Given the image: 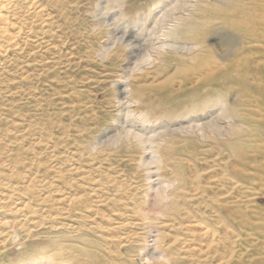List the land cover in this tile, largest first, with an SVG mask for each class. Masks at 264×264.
Masks as SVG:
<instances>
[{
	"label": "rangeland",
	"instance_id": "obj_1",
	"mask_svg": "<svg viewBox=\"0 0 264 264\" xmlns=\"http://www.w3.org/2000/svg\"><path fill=\"white\" fill-rule=\"evenodd\" d=\"M110 1L39 0L0 51V264H264V0H202L169 39L196 1Z\"/></svg>",
	"mask_w": 264,
	"mask_h": 264
},
{
	"label": "bare ground",
	"instance_id": "obj_2",
	"mask_svg": "<svg viewBox=\"0 0 264 264\" xmlns=\"http://www.w3.org/2000/svg\"><path fill=\"white\" fill-rule=\"evenodd\" d=\"M113 1H118V0H113ZM196 1L195 5L193 4L191 6V9L189 7L188 10H186V8L188 6L187 3L186 5L183 4L182 1H179L177 2L175 5H173L172 7H169L167 9V13L164 17H166L167 19L169 17H171L170 15L171 14H184V12H188L186 17L185 15L182 16L180 15V17H177L176 21H175V26H174V29H169L170 31L166 32L164 34V36H166L168 39L169 38H174V37H177L178 35H180L181 33L183 34L184 32L186 33H195V27L198 26L200 23H204L206 19H204L203 17H201L200 15L203 13L202 12V9L199 10L198 6H200L203 2L202 0H194ZM109 2H111L109 0ZM185 2V0H184ZM191 5V4H190ZM25 9H28V10H33L34 12H37V14H40L41 16H44L43 13L45 12V7L43 5H39V0H0V51H2L3 53H8L9 50L13 49V50H16L18 49V46H19V41H20V38L22 37V34L24 33L25 34V28L22 27V24L19 23V16L21 15V13L23 12V10ZM186 10V11H185ZM202 12V13H201ZM201 13V14H200ZM178 14V15H179ZM177 15V16H178ZM175 17V16H174ZM164 19V18H163ZM159 21V20H158ZM169 21V20H168ZM161 22V21H159ZM172 22V21H171ZM138 23V22H135V24ZM145 23V22H144ZM158 23V22H157ZM164 23V22H163ZM137 25V24H136ZM163 25V24H162ZM140 26V25H139ZM165 26V25H164ZM162 27V26H161ZM160 28V27H159ZM164 28V27H163ZM162 29V28H161ZM113 30V29H112ZM154 30V29H153ZM165 30V29H164ZM163 31V29H162ZM116 32V31H115ZM118 33V32H117ZM156 33V32H154ZM163 34V33H162ZM122 36V35H121ZM124 36V35H123ZM125 38L126 36H124V38H118L116 39V36L114 35V39L115 40V43L118 44V42H120L122 45L125 46V49H128L130 51V60H129V64L131 65V61L133 58H137L136 54L140 53L138 51V48H137V45L134 44V41H130L129 43H126L127 41H125ZM128 38V37H127ZM135 39V38H134ZM167 39V40H168ZM166 41V40H165ZM113 43V42H112ZM119 43V44H120ZM162 43V42H161ZM116 44V46H117ZM165 47H169L171 50H174L177 54L178 53H186V54H192V51H193V48L194 46H183V45H178L177 43H168V42H165L163 43L161 49V52L159 54H162V51H165L164 48ZM168 48V49H169ZM107 50V49H106ZM153 50V49H152ZM173 51V52H174ZM108 52V51H107ZM164 54V53H163ZM160 56V55H158ZM141 59V58H140ZM144 59V58H143ZM146 59V58H145ZM152 60V59H151ZM193 60V59H192ZM195 60V59H194ZM138 61V60H137ZM136 63V62H135ZM209 66H213V67H210V69L212 68V70L209 69V72H205L206 75H203V76H200V74L202 75L203 73H198L199 77H198V81H201L205 76H210L211 74L213 75L214 73V63L210 64V62H208ZM140 66V65H139ZM208 66V67H209ZM138 68V67H136ZM139 71V70H138ZM142 72V71H141ZM145 72V71H144ZM208 73V75H207ZM134 74V73H133ZM197 79V78H196ZM127 89V88H126ZM129 93V92H128ZM130 95V94H129ZM127 95V91L126 90H122L119 92L118 94V103L119 105L118 106H124L123 104V101H125V97L124 96H129ZM127 99V98H126ZM126 103V102H125ZM131 104V103H129ZM126 106V105H125ZM226 105L222 104V107H221V112L223 113V117L224 119H227V118H230L228 116L229 113H231L234 117H237V118H242V117H246L244 114L245 113H239V112H234L233 109H232V112L229 111L226 107ZM246 106V105H245ZM130 107V106H129ZM128 107V108H129ZM248 108V106L246 107ZM231 110V109H230ZM246 110V109H245ZM244 110V111H245ZM242 112V111H241ZM246 112V111H245ZM137 114V113H136ZM131 115H133V112H127V118H129ZM232 116V117H233ZM231 117V118H232ZM222 119V118H221ZM247 119V117L245 118ZM158 123V122H157ZM163 125V124H162ZM199 125V124H198ZM231 130H230V135H231V138L229 137V139L227 140L226 139V143L228 141V143H231V144H234L235 142H237V140L234 139V137L238 134V132L240 131V127L239 126H236V125H232L231 124ZM231 131H232V134H231ZM215 132V131H214ZM213 132V133H214ZM189 133V132H188ZM227 133V132H226ZM226 133H225V136H226ZM123 134H125V137H122ZM217 134V132H216ZM216 134L214 136H216ZM219 135V134H218ZM221 136L223 134H220ZM213 136V137H214ZM224 136V135H223ZM255 136V135H254ZM253 136V138H254ZM173 137V136H172ZM228 137V136H227ZM249 137V136H248ZM256 137V136H255ZM259 137V136H258ZM123 138H127V140H135L136 143H138V146L142 147L145 145L146 141H144L139 135H134V133L132 134L131 132L129 131H123V133L119 136H116L114 138V141L115 142H118V141H121V139ZM171 138V137H170ZM215 138V137H214ZM221 139V142L223 141L221 137H219ZM257 138V137H256ZM242 139V138H240ZM245 139V138H244ZM260 139V138H258ZM162 140V139H161ZM216 140V139H215ZM247 140V139H246ZM252 140V139H250ZM254 140V139H253ZM264 140V139H263ZM220 141V140H218ZM225 141V140H224ZM113 142V141H112ZM128 142V141H127ZM155 142V141H154ZM240 142H245V140H240ZM131 143V142H130ZM151 143V142H150ZM225 143V142H223ZM222 143V144H223ZM227 143V144H228ZM248 143H249V140H248ZM251 143V142H250ZM249 143V144H250ZM255 143V141H254ZM257 143V141H256ZM262 146L260 145V148L263 147V142L261 143ZM252 145V144H251ZM256 145V144H254ZM153 148V147H152ZM233 148V147H232ZM231 148V149H232ZM255 148V147H254ZM257 148V147H256ZM255 148V150H257ZM259 148V146H258ZM264 148V147H263ZM155 150V149H154ZM233 150V149H232ZM261 150H263L261 148ZM237 152V150H235ZM261 152V151H260ZM155 153V152H154ZM233 153V152H232ZM231 153V154H232ZM236 154H239V153H235L234 155ZM258 154V153H257ZM240 155V154H239ZM242 157V155H241ZM264 158V157H263ZM239 159V158H238ZM156 160V159H155ZM156 163V162H155ZM153 164V163H152ZM149 166V165H148ZM168 183V182H167ZM166 183V184H167ZM168 185V184H167ZM164 187V186H163ZM169 188V187H168ZM165 189V188H164ZM164 189H160V192L157 194L158 195V200H160V202H163L164 203H161L162 204V207H163V210L160 209L161 211V214L162 216H166L168 215L169 213V209L171 210V205H172V202L173 200L171 199L170 196H168L166 193H165V190ZM159 205V204H158ZM161 207V208H162ZM159 211V212H160ZM168 213V214H167ZM221 220V219H220ZM204 235L206 236H211L212 237V241L214 242L215 240L213 239L215 237V230L211 227H206L204 229ZM159 237V236H157ZM157 240V238H156ZM159 241V240H158ZM157 241V243H158ZM216 243V242H215ZM212 246V245H211ZM210 247V246H209ZM214 247V246H213Z\"/></svg>",
	"mask_w": 264,
	"mask_h": 264
}]
</instances>
